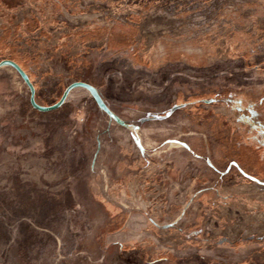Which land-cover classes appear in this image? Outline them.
I'll return each mask as SVG.
<instances>
[{
    "label": "rangeland",
    "instance_id": "1",
    "mask_svg": "<svg viewBox=\"0 0 264 264\" xmlns=\"http://www.w3.org/2000/svg\"><path fill=\"white\" fill-rule=\"evenodd\" d=\"M18 1L0 0V19L9 20L5 12ZM127 3L128 22L125 9L116 8ZM213 3L83 0L81 11L96 12L76 17L78 8L68 4L59 17L69 25L80 19L117 32L130 25L134 43L90 50L74 63L37 57L30 65L33 79L48 100L74 79L87 80L132 129L109 119L82 88L55 111L34 112L21 79L10 67L0 68V264H213L225 252L220 247L232 237L231 216L246 204L235 195L264 198L237 179L261 183L248 178L240 164L257 163L264 145L258 138L262 129L244 126L231 96H219L263 90L264 42L250 43L255 47L246 63L222 54L223 45L194 49L185 40L203 17L193 12ZM151 11L157 34L146 39L150 67L138 60L139 26L133 30L136 19ZM7 24L0 28L9 30ZM8 30L0 33V61L7 56ZM246 30L253 33L252 22ZM215 32L207 29L197 37ZM234 226L238 234L259 232L237 220ZM243 248L230 250L223 264H237ZM248 264H264V251Z\"/></svg>",
    "mask_w": 264,
    "mask_h": 264
},
{
    "label": "trees",
    "instance_id": "2",
    "mask_svg": "<svg viewBox=\"0 0 264 264\" xmlns=\"http://www.w3.org/2000/svg\"><path fill=\"white\" fill-rule=\"evenodd\" d=\"M48 1L49 0H19L16 3L15 9L13 8L11 11L7 8V12H5V14L8 13L11 15L9 16V20L7 18L0 19V24L8 22L7 26L9 28V30L3 27L0 28V33L2 30H8L7 34L9 36L4 41L7 45L5 47V54L7 56L3 59L14 61L27 74L35 89V101L42 106H50L56 103L63 90L70 83L64 87L57 98L54 97L48 100L47 97L49 93L40 85V81L37 82L33 79L32 72L30 71V65L36 62L37 57H47L48 62L62 57L74 63L77 58L83 57L84 54H87L90 50L101 51L116 49V47L123 46L130 47L131 43H134V36L131 38V36L134 35H131L132 28L126 23V21H129V14L131 13L129 12L131 11L129 3L125 4L121 9H119L120 7H116L122 12L125 9V25L129 27L126 32H117L116 28L101 27L94 22H81L80 19L75 25H69L66 19H59V17L63 18V11L68 12L69 9H63V11H61L58 4V6L55 5L54 8H51ZM213 2V5L209 6L210 9H207L205 12H193L194 15H202L203 18L200 22H194V27L190 28V35L187 37L189 39L184 40L191 43L194 49L201 51L211 50L219 45H223L224 49L221 50L222 54L230 58H241L244 60V63H246L255 47L254 45L250 47V43L257 45L264 42V0H213ZM138 4L143 5L140 1ZM115 6L116 5L111 8L113 13L115 12ZM156 6L157 4H155V7ZM229 7H233V10L230 12H228ZM77 10L76 17H79L81 13L93 14L96 12L95 10L88 9L85 11H81L80 9ZM224 10H227V12H223ZM154 14L155 12L153 11L149 14L143 12L139 18L136 19V23L139 25L135 24L133 30L136 31L139 26V47L141 49L137 52L138 60L139 62L145 63V65L148 64L150 67L154 61H149V44L151 41L147 44L146 39L152 34H157L153 31L157 20ZM247 16H249L248 20H241L243 18L246 19ZM250 22H252L253 33H248L246 30ZM177 24L179 26L182 24V19L179 16L177 17ZM200 27L203 28V30H199L198 28ZM207 29H214L216 32L212 36L197 37L200 33L207 31ZM183 34V30H180L179 34H177L180 41L184 38ZM193 34L196 35L193 37ZM237 44L240 45L238 46ZM171 50L174 49L172 48ZM172 52L173 51H170V53ZM176 52L178 53L177 50ZM142 55H144L143 58ZM256 71L260 70L256 68ZM262 72L264 73V70H262ZM77 81L93 86V84L82 78L74 79L73 82ZM225 96H231L230 101L234 105L235 114L239 122H242L244 126H249V128H252L251 126L255 128V125H257L262 129L258 132V138L260 139L259 142H262L261 145H264V122L257 123L250 116L259 115V117H264V88L263 90L257 91V93L251 92V90L242 93H231V91H227L219 97L223 98ZM238 103H241L240 107H237ZM246 103L249 105H246ZM257 107L258 109L256 111L255 109ZM33 111L37 112L35 110ZM242 111L246 113L243 115L239 114V112ZM258 150L260 152L256 154L257 163H252V166L240 164L243 165L240 167L245 175L261 183L248 180L239 175H237V179L240 180L243 185H250L254 187L253 189L264 192V147L258 148ZM235 197L240 203L246 204L241 205L243 206L240 211L242 212L241 214L240 212H233L231 216L233 222L236 224L237 220V222H241L244 227L258 226L259 232L254 233L255 230L251 229L248 230L250 234H238V228L234 226L233 223L230 230L232 237L220 247L221 250L226 253H222V256L218 255V260H211L213 264H223L224 258H226L224 256L228 255L230 250L235 251L242 246H244V248L240 253L241 256L238 258L237 264H248L249 258L254 253L264 251V198L261 199L255 195H246L243 193L236 194ZM225 199L226 197L221 198V200ZM252 208L258 209L252 212ZM244 215L249 217V220L244 221L242 217ZM220 239H222L221 236L216 240L218 241Z\"/></svg>",
    "mask_w": 264,
    "mask_h": 264
},
{
    "label": "water",
    "instance_id": "3",
    "mask_svg": "<svg viewBox=\"0 0 264 264\" xmlns=\"http://www.w3.org/2000/svg\"><path fill=\"white\" fill-rule=\"evenodd\" d=\"M5 66L12 68L17 73V75L19 76V78L21 79L23 84L27 87V89L29 91V104H30L31 108L36 110L37 112L47 113V112H52V111L59 109L65 103L67 97L69 96V94L74 89L82 88L90 94V96L92 97L93 101L95 102V104L97 105L99 110H101L104 114H106L109 119L115 121L116 123H118L124 127L131 128V129L133 128L132 126H129L128 124L121 121L108 108V106L105 104V102L101 98L100 94L98 93L97 89L95 87L87 84V83L79 82V81L72 82L63 90L59 100L56 103H54L50 106H41V105L36 103V101H35V89H34L32 83L30 82L29 77L20 68V66L12 60L4 59V60L0 61V68L5 67ZM135 129H138V128L135 127Z\"/></svg>",
    "mask_w": 264,
    "mask_h": 264
},
{
    "label": "flooded vegetation",
    "instance_id": "4",
    "mask_svg": "<svg viewBox=\"0 0 264 264\" xmlns=\"http://www.w3.org/2000/svg\"><path fill=\"white\" fill-rule=\"evenodd\" d=\"M82 1L83 0H49L48 2L50 3L49 5H50V7L51 8H54L55 7V5H59V8H60V10L61 11H63V9L65 8V9H69L68 7H67V5L68 4H70V6H73V7H76V8H80L81 6H82ZM57 5V6H58ZM62 19V18H61ZM65 59V58H64ZM10 60V59H9ZM77 60V59H76ZM82 61V60H81ZM12 69V68H11ZM13 70V69H12ZM14 71V70H13ZM15 72V71H14ZM16 73V72H15ZM17 74V73H16ZM18 76V75H17ZM18 78H19V76H18ZM30 80V79H29ZM27 88V87H26ZM28 104H29V91H28ZM29 106H30V104H29ZM31 107V106H30ZM32 109V108H31ZM32 110H34V109H32ZM36 111V110H35Z\"/></svg>",
    "mask_w": 264,
    "mask_h": 264
},
{
    "label": "crops",
    "instance_id": "5",
    "mask_svg": "<svg viewBox=\"0 0 264 264\" xmlns=\"http://www.w3.org/2000/svg\"><path fill=\"white\" fill-rule=\"evenodd\" d=\"M248 178H251V177H248ZM251 179H254V178H251ZM254 180H256V179H254Z\"/></svg>",
    "mask_w": 264,
    "mask_h": 264
}]
</instances>
